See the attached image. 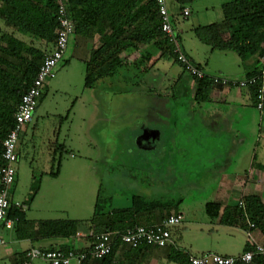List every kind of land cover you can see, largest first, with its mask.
<instances>
[{
    "label": "crops",
    "instance_id": "0c3cea01",
    "mask_svg": "<svg viewBox=\"0 0 264 264\" xmlns=\"http://www.w3.org/2000/svg\"><path fill=\"white\" fill-rule=\"evenodd\" d=\"M20 1H24L25 3L27 2V0H18V2ZM31 1L34 2L37 0ZM201 2L203 3V5L200 16L197 15L195 19H192L190 7L188 8L190 13L187 16H190L191 18L186 19V22H181L179 20V16H177V14H179L180 12L182 14L183 7H180L174 2L170 6V10L171 7L174 9V12L173 10L171 11V16L174 24V29L177 35H179L183 51L190 57V59L194 63L200 65L203 71L209 74L234 80H242L247 78L250 72L254 70L257 65H259L258 67L261 66L259 55H253L247 58L245 61H242L240 56L235 51L211 50L209 46L200 42L196 37V39H193L194 34L192 29L194 27L208 25L210 23H221L223 20L222 4L225 3L224 0H201ZM188 5H185V7H189ZM11 6V2L9 4L8 0H0L1 11L4 10L9 12L12 10ZM84 8L85 6L77 4V9ZM176 8L179 9V13L175 12ZM106 10V4L101 3L100 23L97 26L93 27V29H91V36H89V34L77 32L76 30L74 31L69 39L67 55H65L64 61L57 70L58 72L59 69L61 70L62 68L64 72H59L58 77L56 76L52 81L50 80L45 84L43 90L44 95L49 88L55 91H61L62 89H64L65 84L70 83V80H72V69L69 70L71 62H73L72 64H77L78 75L80 71V73H82L81 77L83 79L85 62L90 58L92 52L98 47L102 34H111L110 22L107 18V15L105 14ZM135 11L136 10H134L133 13ZM128 24H131V22ZM136 25H139L138 20H133V23L130 26L123 25L122 28H125L126 33H129L130 31H133L135 29ZM10 37H13L16 40L24 43V45H29L36 49H40L44 53L49 52L53 46L52 43L46 44L43 39H35L30 34L18 30L10 21L0 17V48L2 47L5 49H0V57H5V59L9 61H17L13 54H7L13 49L12 44H10L8 41V38ZM120 59L121 64L115 71V74L113 76L100 79L93 88L85 89L88 90V93L91 92L93 96L92 103L96 107L95 113H90L91 116L88 121L97 122L99 120H102L103 123H110V125L114 124L115 121L117 125V122L123 118V110L126 107V104L127 107H134L137 111L132 112L133 119L140 117H142V119L146 118L149 120L148 123L151 124L145 125L144 121H138V128L136 129L134 134L136 136L147 134V141H150L149 139L152 138L155 139L154 141H152V147H149L145 150L141 149L143 152H145L141 156H152L155 155V153H157L158 151V138L159 141L162 138L160 133L161 131L165 130L164 138L168 136L167 139H175V132L178 131V128H176V126L175 131L174 129L171 130L168 127L166 128V126L165 128H162L163 126L161 125V120L166 123V120L168 121L169 119H172V121L177 123L180 113L179 111L178 113L176 111H173V109L185 107L186 109H188L189 115L193 116L194 114H196V116H198L197 121L200 127L199 130L203 133L204 140H209L212 137L214 139L221 138L226 142V136L228 132H230L231 137L229 142H231V140L237 139L238 135L242 141H244L245 139L249 142L252 141V146H250L252 147V150L250 148L251 153L246 157H243V146H233L234 149H230L227 151H224V148L226 147L223 146L221 147L222 149L219 150L221 155L225 152L226 154L224 156L223 163L221 158V160L215 164L219 165V167H217L218 169H213L217 172L218 170L220 171V174H217L216 176L218 183L215 186V188H218V192L213 201L220 203L221 210H223L226 206H234L243 195L252 194L259 196L262 203L264 204V170L258 167V165H264V135L260 134L262 128L259 131L258 129L256 131L253 127L257 123L256 111L258 110V108L256 107L252 99L249 88L235 87L232 85L215 86L211 90L209 98L206 101L196 102L191 98L195 90L194 79L184 73L182 67L179 64L175 63L172 59L166 56L162 52V50L156 48V45H154L153 43L150 42L148 44H138L136 48L124 50L120 54ZM257 61L259 62L257 63ZM0 66L3 68L5 67L3 66V64H1ZM124 79L128 80L129 82L131 81L130 83L137 87L134 88L133 91L143 94L148 99H133L130 101L124 100L125 92L129 90L126 87L122 86ZM99 88L100 92H111L112 94L117 95L118 98L120 96L121 99L113 100V98H111L108 101H99L94 98L93 95L95 93V90L99 92ZM44 95L37 108L35 109L32 119L26 124L25 128L22 131L24 137L29 138L31 132L34 131L35 126L39 123V119L35 117V114H37L38 109L43 102ZM182 97H189L190 99L182 100ZM75 104L71 109H75ZM101 107H106L108 111L106 110V113L103 111L100 114L99 109ZM109 108H114L115 110L110 111ZM71 109L68 110V114ZM93 115L99 116H95L93 118ZM82 119L84 121H87L84 118ZM55 131L53 132V134H55ZM247 132L249 133L248 136L246 135ZM121 133V138H123L124 132L122 131ZM22 134L16 148L18 153V160L16 164L17 166L15 182L10 190L9 195L11 204L16 205V203H18V205L22 207L25 217L28 220H53L57 218L70 219L63 218L72 216H70V214L66 212L63 215V212H61L63 210H61L59 206L53 205V203L52 206H42L45 209V212L48 213L46 215L34 216L32 215L31 208L35 206V202L38 200H41V202L43 201L42 204H44V196L47 195L50 197V194L52 195V197L56 195V199H60V201L65 200L66 202L71 203L73 200L75 205L76 200L72 197V193H75L76 191L70 188L71 186H73L72 182L64 181V179L60 178H69V176L62 175L63 161L66 162L64 163V170L68 169L69 174L77 172L78 166L75 168V164H73L74 161H69L68 158L63 160L61 159V165L58 169V174L52 175L54 164L56 162L54 160V150L59 151L61 154L66 152L70 157H73V153L71 151L69 152V148L66 147L65 142L60 143L57 141H51L49 143L47 150L48 158H45L44 165L39 168L40 178L42 179L46 176L47 180H44L43 182L40 181L39 185H35L36 190L33 194L31 202H26V200L29 199V193L32 187L31 184H33L34 178L36 177V167H34L33 169H31V167V172L29 173V169L22 165V163L20 162L19 147L21 146L24 139L22 138ZM254 136L255 142H257L255 145L257 146L256 150L255 146H253ZM117 139H119V137ZM241 163H243V167H241L240 169L242 174H238V167L241 165ZM163 167L167 168H163L161 170V172L163 173L160 177L161 184H164L166 180L170 181L174 179V177L172 176L171 167L168 165H165ZM156 178H158V176L154 175V178L152 179L155 182L157 180L159 181V179ZM49 184L52 186L51 190L48 189ZM57 185L64 187L65 194H60V188L56 189V191L53 189V186L56 187ZM132 195L130 193H126L125 196H127V198L129 197V199L127 200L128 205L126 204L124 208L131 206ZM136 195H142L148 200L156 198L155 196H153V193L150 190H137ZM176 211L183 215L184 221V212L181 210ZM174 212L165 209L162 211V213H158V211L155 210L152 213V216H150L151 214L149 213L148 216H145L147 214H143L144 216L140 217L139 220L144 223H154L157 222L160 217L164 215H172L174 214ZM51 214H54L55 216L57 215V218H54L53 216L50 217L49 215ZM215 222L216 225L214 223L204 222L205 226L201 228V232L205 233L204 229L206 226L212 227L215 225V227H220L222 225L220 224L218 219L215 220ZM182 225L183 222L181 226ZM13 230L14 228L7 229L2 225L0 226V236L5 240V244L0 247V264H21V260L23 258L22 254L31 247H36L43 250H51V248L57 249L63 244L83 247L86 239L82 234L87 233L83 227L79 229V235L76 238L74 237L68 240L64 238H45L39 242H33L30 239H18ZM175 230L176 229H173L171 231V244H168L164 247L149 248L148 252L143 256L142 259H140L138 256L136 264H159L162 262V260L180 264L170 260V255H172L173 250L177 249L178 246L176 244L174 236ZM211 230L213 231V229ZM252 231L246 229V235L248 237L247 242H250L252 244L264 243V235L258 230V235L253 234L252 236L250 234V232ZM124 251L125 249L122 248H119L115 251L112 264H125L124 262L127 261L128 256ZM205 251H212L217 254L232 256L226 252H220L219 249L198 250L196 253L189 252V255H199L200 253ZM34 264H45V262L37 259L34 261ZM71 264L82 263L73 261L71 262ZM85 264L101 263L99 260H93L90 262H86Z\"/></svg>",
    "mask_w": 264,
    "mask_h": 264
},
{
    "label": "rangeland",
    "instance_id": "374dc122",
    "mask_svg": "<svg viewBox=\"0 0 264 264\" xmlns=\"http://www.w3.org/2000/svg\"><path fill=\"white\" fill-rule=\"evenodd\" d=\"M173 2V0L167 1L170 14L172 10L174 12L172 7L170 10ZM202 5L201 0H193L188 5V8L191 7L192 19H195L197 15L200 16ZM175 12L179 13V9L176 8ZM177 16H179L181 22H186V19L191 18L190 16H183L181 12ZM193 37V39H196L195 36ZM72 63L69 66V70L72 69V80H70V83L65 84L64 89L61 91H55L50 88L47 90L43 102L37 114H35V117L39 119V123L35 126L34 131L31 132L29 138L24 137V134L21 133L24 139L19 148L22 165L29 169V173L31 172V167V169L34 167L37 169H35L36 177L33 184H31L35 186L39 185L40 181L47 180L46 176L42 179L40 178L39 168L44 165L45 158H48L49 143L51 141L65 142L69 152L73 153V157H70L66 152L61 154L59 151L54 150L56 162L53 172L56 174L52 175L58 174L57 167L58 169L60 168L61 159L68 158L69 161H74L75 168L78 166L77 172L69 174L68 169L64 170V163L66 162L63 161L62 175L69 176V178H60L64 179V181H71L72 185L76 186L70 187L76 191L72 193V197L76 200L75 205L73 200L71 203L65 200L60 201V199H56V195L52 197L50 194V197L44 196V204H42L43 201L41 202V200L35 202V206L31 208L32 215L41 216L48 214L42 206H52L53 203V205H57L63 210L61 211L63 215L66 212L72 216L63 218L85 221L93 215L97 199L101 201L102 206H106L104 211H109L115 208H124L126 204L128 205L127 200L129 197L125 196L126 193L132 195L136 194L137 190H150L153 196L160 198V200H163L162 202H176V204L167 209L168 211L181 210L185 214L182 226L181 223L171 227V231L176 229L174 236L176 244L179 246H177V250L185 253H196L198 250L219 249L220 252H226L232 256H237L235 254L241 253L248 239L246 228L242 226L241 222L234 226L221 225L220 227H215L216 222H212L207 215L205 204L213 201L218 192V188H215V186L218 183L216 176L220 174V171L218 170L217 172L213 169H218L219 165L215 164L221 158L222 163L224 162L223 159L226 152H221V155L219 151L222 149L221 147H226L224 151H227L234 149V147L243 146V157H246L251 153L252 147L250 146H252V141L249 142L246 139L242 141L238 135L237 139L229 142L230 132L226 136V142L221 138L214 139L212 137L209 140H204L203 133L199 130L198 116L196 114L193 116L189 115L188 109L183 107L173 109V111L177 113L179 111L180 113L177 123L172 121V119L166 120V123L163 120H161L162 123L160 122L163 126L162 128L166 126V128L174 129V131L175 126L178 128V131L175 132V139H167L168 136L164 138L165 130L161 131L162 138L160 141L158 138L159 148L157 153L152 156H141L145 153L141 149L145 150L152 147V141L155 139L152 138L147 141V134L136 136L134 132L138 128V121H144V124L148 125L149 120L146 118L142 119V117L133 119L132 112L137 110L134 107H127L126 104L123 110V118L117 122V125L115 121L112 125L103 123L102 120L97 122L88 121L91 116L90 113H95L96 111V107L92 103L93 96L91 92L88 93V90L83 87L82 73L79 71L78 75L77 64ZM61 70L59 69L55 77H58L59 72H64V70ZM54 78L50 80L52 81ZM130 82L126 79L123 81L122 86L129 89L125 92L124 100L148 99L143 94L133 91L137 87ZM93 95L99 101H108L111 98L113 100L121 99L120 96L118 98L117 95L111 92H100V88L99 92L95 90ZM181 99L189 100L190 98L182 97ZM74 104L75 109L73 110L71 108ZM69 109L71 110L68 114ZM99 110L100 114L103 111L105 113L106 110L108 111L106 107H101ZM109 110L113 111L115 109L109 108ZM256 113L257 123L253 127L256 131L262 128L260 134L264 135V109H258ZM99 115H93V118ZM54 131L55 134H53ZM122 131L124 132L123 138H121ZM248 134L247 132L246 135L248 136ZM118 137L119 139H117ZM256 143L254 136L253 146ZM242 164L238 167V174H242L240 171L241 167H243ZM165 165L171 167L174 179L166 180L164 184H161L160 177L163 174L161 170L167 168L163 167ZM154 175L158 176L156 179H159V181L155 182L152 179ZM51 188L52 186L49 184L48 189L51 190ZM59 188L61 189L60 194H65L64 187L53 186L55 191ZM158 213H162V211H158ZM49 216L57 218V215L55 216L54 214ZM204 222L214 223L215 225L212 227L206 226L204 229L205 233H202L201 228L205 226ZM88 227V225H85L84 230L86 231ZM252 232H250L252 236L253 234L258 235L257 229ZM204 253L207 252H202L200 255ZM211 253L215 252L211 251ZM162 262L159 264H176L165 260H162Z\"/></svg>",
    "mask_w": 264,
    "mask_h": 264
},
{
    "label": "trees",
    "instance_id": "16d2710c",
    "mask_svg": "<svg viewBox=\"0 0 264 264\" xmlns=\"http://www.w3.org/2000/svg\"><path fill=\"white\" fill-rule=\"evenodd\" d=\"M173 1L183 8L193 2V0ZM8 2L9 4L11 2L12 10L9 12L0 10L1 18L10 21L15 28L30 34L33 38L43 39L46 44L52 43L54 45L58 28L56 0H37L34 2L27 0L26 3L24 1L8 0ZM101 3L107 6L105 14L110 22L111 34H102L98 47L85 62L83 77V87L85 89L93 88L100 79L113 76L121 64V52L136 48L138 44L151 42L156 45V48L162 50L166 56L179 64L176 54L173 52L172 43L161 32V18L156 0H67L68 15L73 21L74 31L91 36V29L100 23ZM77 4H81L85 8L77 9ZM134 10L136 11L133 13ZM222 10L223 20L221 23L196 26L192 29L194 36L200 42L209 46L211 50L235 51L242 61L253 55H264V0H230L222 4ZM133 20H138L139 25H136L133 31L126 33V29H123L122 26H130ZM130 22L131 24H128ZM177 38L179 39V35ZM8 41L12 44L13 49L7 54H13L18 62L0 57V63L5 66L4 68L0 66V164L2 162V140L14 125L13 114L23 94L31 86L44 55L47 53L29 45H24V43L13 37L8 38ZM0 49L5 50L2 47ZM188 58L190 59L189 56ZM64 59L59 63L56 73ZM194 64L203 71L200 65ZM258 66L250 72L248 77L258 74L260 70ZM183 71L195 81V90L191 98L196 102L206 101L215 86H223L214 82L216 75L203 71L204 75L197 77L184 69ZM247 88H249L256 105L260 81L248 85ZM43 95L44 92H42L39 102ZM258 167L264 170V165H258ZM52 174L56 173L52 172ZM35 190L36 187L32 185L28 201L32 200ZM240 200L243 202L244 207L236 203L231 207L226 206L223 210H221L220 203L207 202L205 204L207 215L212 221L218 219L220 224L225 226H234L241 222L242 226L248 230L244 215L246 214L254 225L249 231L258 229L264 235V204L259 196L246 194ZM162 201L160 198L148 200L142 195L134 194L131 197V206L104 211L106 206H102L101 201L97 199L94 213L86 221L76 219L28 220L21 208L11 204L6 218L15 220L13 231L18 239H30L33 242H39L45 238H64L68 240L76 237L79 229L85 225L89 226L86 232L91 231L94 234L105 231H119L122 233L136 225H153L169 215L160 217L154 223H144L139 219L144 216L143 214H147L145 216L152 215L155 210L163 211L176 204V202L167 203ZM177 213L179 212H174V214ZM90 240H93V238H90ZM70 248V245L63 244L57 249L68 251ZM119 248L125 249L124 252L128 256L127 261L124 262L125 264H136L138 256L142 259L151 246L141 244L137 247H126L120 245L119 241L116 240L111 253L100 259V263L112 264L113 255ZM51 250L56 249L51 248ZM247 250L253 251L254 244L247 242L242 252ZM22 255L21 263L25 257V252ZM190 256L189 252L185 253L174 249L172 255H170V260L180 264H189ZM85 263L86 261L82 262V264ZM254 263L264 264V256L255 255Z\"/></svg>",
    "mask_w": 264,
    "mask_h": 264
},
{
    "label": "built area",
    "instance_id": "2783aa9c",
    "mask_svg": "<svg viewBox=\"0 0 264 264\" xmlns=\"http://www.w3.org/2000/svg\"><path fill=\"white\" fill-rule=\"evenodd\" d=\"M57 11L56 19L58 28L52 49L44 55L39 70L27 91L23 94L20 103L14 112V125L8 131L2 140V162L0 164V226L12 229L14 221L6 218L8 209L10 208V190L16 178V162L18 160L17 145L20 134L26 124L32 119L33 113L39 104V98L42 95L45 84L48 80L56 75V69L59 63L64 59L69 39L74 33V24L68 15L67 0H56ZM168 0H156L157 8L161 18L160 29L173 45V52L176 54L178 63L191 75L202 77L203 71L199 69L184 53L180 40L174 29L172 16L169 12ZM188 7L183 8V16L189 15ZM260 70L257 75L242 80L228 79L225 77L215 76L214 82L223 86L247 87L260 81V88L257 95L256 107L259 110L264 108V55L260 56ZM239 206L244 207L243 202H237ZM16 205L22 209L16 203ZM246 223L248 230L254 225L246 214ZM183 222L181 213L172 214L153 225H136L132 228L120 233L119 231H105L94 234L91 231L82 234L86 241L83 247L76 245L71 246L68 251L43 250L31 247L25 251V257L21 264H34V261L40 259L45 264H71L75 261L82 263L93 260L103 259L110 254L116 240L120 245L126 247H137L141 244L153 247H164L171 244V227L179 225ZM79 233H77L78 237ZM75 237V238H76ZM93 238V240H90ZM5 244V240L0 236V246ZM264 256V243H254V250L244 251L237 256H225L217 253L207 252L202 255H191L189 264H254V256Z\"/></svg>",
    "mask_w": 264,
    "mask_h": 264
}]
</instances>
